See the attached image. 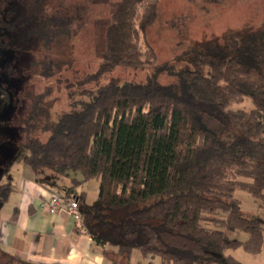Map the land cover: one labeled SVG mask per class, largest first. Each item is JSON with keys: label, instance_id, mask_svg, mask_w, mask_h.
Returning a JSON list of instances; mask_svg holds the SVG:
<instances>
[{"label": "trees", "instance_id": "16d2710c", "mask_svg": "<svg viewBox=\"0 0 264 264\" xmlns=\"http://www.w3.org/2000/svg\"><path fill=\"white\" fill-rule=\"evenodd\" d=\"M41 1L28 2L21 32L5 21L3 38L14 47L48 49L69 33L74 17L58 8L44 12ZM156 9L157 0H118L104 28L103 60L84 81L117 64L152 60L155 53L142 50L139 34ZM30 60L38 70V61ZM53 64L45 54L39 73L51 75ZM44 96H33L20 127L28 151L23 162L43 184L59 175L73 185L99 179L94 200L87 202L85 191L75 195L81 224L95 243L119 253L137 249L165 264H244L225 249L262 250L264 222L241 214L234 192L246 191L258 204L264 198V141L258 138L264 130V23L196 47L192 67L169 84L110 79L81 92L55 119L48 117ZM245 96L251 109L231 107ZM37 129L48 132L45 140L30 135ZM71 170L80 171L81 180ZM11 191L9 181L1 182L0 200ZM17 213L14 207L11 218ZM238 231L246 237L238 238Z\"/></svg>", "mask_w": 264, "mask_h": 264}, {"label": "rangeland", "instance_id": "374dc122", "mask_svg": "<svg viewBox=\"0 0 264 264\" xmlns=\"http://www.w3.org/2000/svg\"><path fill=\"white\" fill-rule=\"evenodd\" d=\"M9 1L10 11L6 19L16 22L14 26L17 24V28L14 29L21 32L19 23L29 8L27 6L30 0H8V3ZM117 1L42 0L44 12L58 8L74 17L69 33L51 43L48 49L40 46L33 49L31 43L11 48L4 43V58L0 59V183L8 177L15 180L14 174L22 169L32 170L23 162V156L28 151L22 145L26 133L20 127L24 125L25 115L36 93H45L43 104L48 117L55 119L59 113L70 109L71 100L78 99L81 92L96 88L110 79L119 82L156 80L172 83L182 69L192 67L196 47L216 41L228 30L256 28L264 23V0H225L218 3L204 0H157L155 19L139 34L142 50L151 47L155 57L139 65L117 64L97 80L84 81L103 60L104 28ZM3 17L0 22H3ZM1 30L3 34L6 32L4 25L0 24ZM3 36L0 35V38ZM17 41L20 44L22 42L21 39ZM45 54L54 61L51 75L39 73V69L42 72L40 66ZM31 58L38 61V70H35L36 65L35 68L29 67ZM231 107L248 110L253 107V103L250 97L245 96L243 101L233 103ZM43 124L44 120L39 126ZM30 135L43 141L48 132L37 129ZM258 138L264 141V130ZM69 172L71 177L81 180L80 171ZM71 182L74 183L73 180ZM98 186L99 179L91 177L75 183L72 189L77 193L85 190L86 199L91 201L98 194ZM234 198L240 202L241 214L255 215L264 222V198L258 204L243 190H236ZM7 204L8 202L0 200V208ZM236 236L242 238L245 232L238 231ZM240 249L243 251L242 247ZM151 256L158 258L156 255Z\"/></svg>", "mask_w": 264, "mask_h": 264}, {"label": "crops", "instance_id": "0c3cea01", "mask_svg": "<svg viewBox=\"0 0 264 264\" xmlns=\"http://www.w3.org/2000/svg\"><path fill=\"white\" fill-rule=\"evenodd\" d=\"M26 170L14 174L15 180L8 177L3 181L12 184V191L4 200L8 204L0 208V264H165L159 256H145L139 250L119 253L113 246L97 244L66 212L50 213L47 202L53 193L78 194L72 188L65 191L73 185L71 178L59 175L58 180L43 184L36 181L33 169ZM14 207L18 213L12 219ZM242 250L237 247L224 255L231 254L244 264H264V247L258 253Z\"/></svg>", "mask_w": 264, "mask_h": 264}, {"label": "built area", "instance_id": "2783aa9c", "mask_svg": "<svg viewBox=\"0 0 264 264\" xmlns=\"http://www.w3.org/2000/svg\"><path fill=\"white\" fill-rule=\"evenodd\" d=\"M47 209L50 213L64 211L75 220V223L83 227L81 224V209L75 195L66 196L53 193L47 202Z\"/></svg>", "mask_w": 264, "mask_h": 264}, {"label": "flooded vegetation", "instance_id": "af4514ba", "mask_svg": "<svg viewBox=\"0 0 264 264\" xmlns=\"http://www.w3.org/2000/svg\"><path fill=\"white\" fill-rule=\"evenodd\" d=\"M10 4V1H9V3H8V0H0V19L3 17V22L1 21L0 22V24L1 25H4V28L6 29V25H5V21H7L8 20V18L6 19V17H7V15L9 14V9H8V5ZM5 18V19H4ZM11 21V20H10ZM3 23V24H2ZM0 35H2L3 36V32H2V30L0 31ZM4 43H7V45L6 46H11V48H16V47H14V45H13V42L9 39V38H3V37H1L0 38V59H3L4 57H3V54L5 53L4 51H3V49H5V47H4ZM0 67H1V65H0Z\"/></svg>", "mask_w": 264, "mask_h": 264}]
</instances>
